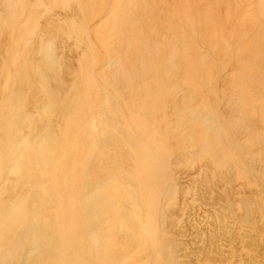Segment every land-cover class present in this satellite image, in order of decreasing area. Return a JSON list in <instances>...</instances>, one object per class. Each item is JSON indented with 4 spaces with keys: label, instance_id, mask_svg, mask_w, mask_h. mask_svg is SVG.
<instances>
[{
    "label": "bare ground",
    "instance_id": "6f19581e",
    "mask_svg": "<svg viewBox=\"0 0 264 264\" xmlns=\"http://www.w3.org/2000/svg\"><path fill=\"white\" fill-rule=\"evenodd\" d=\"M151 2L0 0V264L23 246L42 264H135L161 251L162 237L181 256H202L218 225L244 250L246 235L264 233V37L222 26L220 43L213 25H191L209 34V53L195 56L199 78L182 68L190 52L177 13H148L162 7ZM107 3L94 26L107 29L104 53L98 32L79 25L94 19L84 9ZM188 10L214 11L203 0ZM142 12L153 24L147 39L137 30ZM254 27L264 33V22ZM208 258L201 263L222 264Z\"/></svg>",
    "mask_w": 264,
    "mask_h": 264
},
{
    "label": "rangeland",
    "instance_id": "374dc122",
    "mask_svg": "<svg viewBox=\"0 0 264 264\" xmlns=\"http://www.w3.org/2000/svg\"><path fill=\"white\" fill-rule=\"evenodd\" d=\"M148 5L152 7H155V4L151 2V0H147ZM110 3L113 2V0H109ZM196 0H160L161 10L155 11L151 10L148 13H168V12H176L179 19L180 24H178L177 31H179L182 35H184L188 39L187 49L190 52L189 58L184 61L182 64V68L187 70L188 67L192 68V71L195 75H199V78L202 76H206V71L202 69L201 63L195 58L196 55L200 54H207L209 53V46L205 43V38L209 35L206 34L205 38H201L198 35V31L196 30H188L189 27L199 25V24H211L213 25L216 30L212 33H216L218 35V41L220 43H224L223 35L221 34V31L219 30L222 26H231V27H239V26H252L255 29V33L264 37V33L261 34L262 30H257L254 27V24L257 21L264 22V0H203L204 4L211 5L214 9L212 14L210 16H207L203 11L195 12L188 10L189 7H193L195 5ZM258 3V4H257ZM257 4L253 9L252 7ZM59 4H55L54 7L57 8ZM185 6V7H184ZM189 6V7H188ZM110 9V6L107 4H103V6L100 7L99 11L98 9H84V14L88 16H94V19L92 22L85 23L82 22V24L79 25L82 29L84 28L87 33L92 32H98V34L95 36V47L99 50H101L104 53H107L109 51L110 41L108 39L104 38V35L102 31H106L107 29H102V31L97 30L94 26L98 19L104 17L108 10ZM226 13V19L223 22L222 15ZM147 13L142 12V14L138 15L137 18L142 22V24L138 27V31L140 32V38H150L153 32V24L146 18ZM131 20L134 21V17L131 18ZM93 24L91 28L90 25ZM216 22H222V24L217 25ZM169 25L165 26V28ZM47 28H51L52 26L50 24L46 25ZM66 34H70V30L65 31ZM137 34V33H136ZM149 46L148 48H142L146 51V56L150 59L153 58V54L156 52L155 49L151 48L150 40L148 39ZM17 44V38H13L10 46L14 47V45ZM69 47V43H68ZM82 49L86 46L79 45ZM87 51H91V48L88 46L86 48ZM12 52V51H11ZM10 52V53H11ZM90 55V54H89ZM102 93L105 96H111V97H118V90L113 89H106L105 87L100 88ZM98 107L102 108V104L98 103ZM179 114V113H177ZM210 116H213L212 113H210ZM182 125H185L184 122H182ZM185 134H188L189 131L185 130ZM192 151V150H191ZM193 152V151H192ZM169 182V181H168ZM28 186V185H26ZM214 186V187H213ZM208 188H219L216 184H211ZM162 193L161 191L156 193L155 199L152 201V204H154V208H158L159 201H161ZM193 200L197 202L198 205L202 204L204 208L213 207L212 204H210L207 200L203 201L198 198L197 194H194L192 196ZM208 204V206H206ZM1 210V208H0ZM107 218L106 214H102L100 216V220H105ZM189 222H191L190 219H188ZM192 224V222H191ZM95 222L90 225V228H94ZM250 228H253L252 224H248ZM199 229V235L194 234L192 236V244H194L195 247H199V238L203 237V229ZM224 230L221 228V225H218V230L216 232H208L206 236H210L209 243H204V246H202V256H200L201 252H191L189 255L181 256L178 253V248L180 245H178L176 242L174 243L171 239L162 237L161 238V251H154L152 253H149L145 258L139 257L136 258L135 264H202L201 261L203 259H213L216 257L219 259L222 264H233V262L236 259V256L241 257L247 254V250L249 248L252 250L253 255L251 258L246 260L245 264H264V233L260 236L254 237L253 235H246L249 240L248 247L245 250L242 249L241 246H236L234 243V235L232 230L226 229ZM122 231V230H120ZM202 233V234H201ZM6 232L2 233L0 235V245L6 241ZM217 246L220 248V251L217 249ZM237 247V251H236ZM181 250H184V248H181ZM17 257L11 260L8 264H42L40 261L34 260V257L30 255L29 249L27 246H23L18 250L16 253Z\"/></svg>",
    "mask_w": 264,
    "mask_h": 264
}]
</instances>
